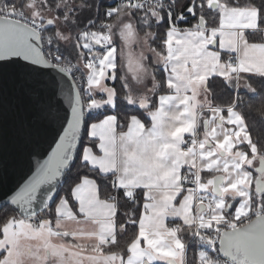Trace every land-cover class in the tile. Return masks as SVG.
I'll use <instances>...</instances> for the list:
<instances>
[{
	"label": "snow or ice",
	"instance_id": "1",
	"mask_svg": "<svg viewBox=\"0 0 264 264\" xmlns=\"http://www.w3.org/2000/svg\"><path fill=\"white\" fill-rule=\"evenodd\" d=\"M241 93L264 0H0V264H264Z\"/></svg>",
	"mask_w": 264,
	"mask_h": 264
},
{
	"label": "water",
	"instance_id": "2",
	"mask_svg": "<svg viewBox=\"0 0 264 264\" xmlns=\"http://www.w3.org/2000/svg\"><path fill=\"white\" fill-rule=\"evenodd\" d=\"M21 167V159L10 140L0 138V198H3L4 190L18 179Z\"/></svg>",
	"mask_w": 264,
	"mask_h": 264
},
{
	"label": "trees",
	"instance_id": "3",
	"mask_svg": "<svg viewBox=\"0 0 264 264\" xmlns=\"http://www.w3.org/2000/svg\"><path fill=\"white\" fill-rule=\"evenodd\" d=\"M19 2V0H17ZM245 104L243 106V111L248 120L249 130L254 140L264 139V98L260 96L250 97L244 93ZM250 106V107H249ZM76 169H73V174L75 175ZM103 188V184L101 186ZM123 243V241H122ZM192 256V251H189V258Z\"/></svg>",
	"mask_w": 264,
	"mask_h": 264
}]
</instances>
